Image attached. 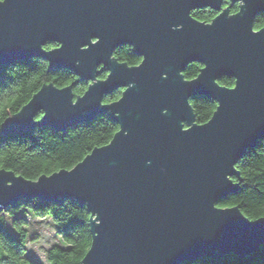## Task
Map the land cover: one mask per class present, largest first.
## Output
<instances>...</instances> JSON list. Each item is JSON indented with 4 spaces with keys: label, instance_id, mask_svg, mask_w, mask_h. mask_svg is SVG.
<instances>
[{
    "label": "water",
    "instance_id": "obj_1",
    "mask_svg": "<svg viewBox=\"0 0 264 264\" xmlns=\"http://www.w3.org/2000/svg\"><path fill=\"white\" fill-rule=\"evenodd\" d=\"M231 2L235 13L222 0H3L0 65L37 57L90 81L76 98L72 85L43 84L4 132H62L104 113L118 130L70 169L36 180L0 169V207L21 197L84 205L91 244L80 264H181L264 245V217L217 205L238 192L236 164L264 137V27L254 28L264 0ZM203 7L217 11L209 22L191 15ZM123 45L138 64L113 56ZM192 62L201 67L186 79ZM195 96L216 102L202 124Z\"/></svg>",
    "mask_w": 264,
    "mask_h": 264
},
{
    "label": "trees",
    "instance_id": "obj_2",
    "mask_svg": "<svg viewBox=\"0 0 264 264\" xmlns=\"http://www.w3.org/2000/svg\"><path fill=\"white\" fill-rule=\"evenodd\" d=\"M236 10L237 4L230 7V12ZM216 13L210 7L191 11L195 19L203 22L211 21ZM262 27L263 12L258 13L254 20L255 29ZM55 45L48 42L44 47ZM113 56L128 65H136L141 60L129 45L117 47ZM200 67L197 62L190 63L183 71L184 78L195 77ZM106 74V70H101L97 78H104ZM49 83L57 87L72 85V94L76 98L86 90L90 81L67 69H48V63L37 57L0 65V169L11 170L29 180L61 168H72L94 147L107 144L118 130V124L104 113L62 132L43 126L20 134L4 132L3 121L27 103L43 84ZM218 83L230 87L234 80L222 76ZM121 90L104 96L103 102L119 98ZM189 101L199 124L208 121L216 107L214 100L203 96L191 97ZM41 115L38 112L35 119ZM236 168L239 176L234 181L239 183L238 192L217 205H237L250 219L264 217V137L245 152ZM28 216L47 218L54 226L58 240L45 251V262L27 254L30 240ZM89 216L87 208L75 199L42 201L36 197H21L13 204L0 207V264H80L91 244ZM181 264H264V245L245 256L228 253L220 259L201 257Z\"/></svg>",
    "mask_w": 264,
    "mask_h": 264
},
{
    "label": "rangeland",
    "instance_id": "obj_3",
    "mask_svg": "<svg viewBox=\"0 0 264 264\" xmlns=\"http://www.w3.org/2000/svg\"><path fill=\"white\" fill-rule=\"evenodd\" d=\"M28 218L30 220L28 227L30 240L27 243V254L45 262V251L58 240L54 226L47 218L40 219L31 216Z\"/></svg>",
    "mask_w": 264,
    "mask_h": 264
},
{
    "label": "flooded vegetation",
    "instance_id": "obj_4",
    "mask_svg": "<svg viewBox=\"0 0 264 264\" xmlns=\"http://www.w3.org/2000/svg\"><path fill=\"white\" fill-rule=\"evenodd\" d=\"M234 4H237V10H238V2H231V0H222V8H224V7H228L229 8V12H230V7L232 6V5H234ZM236 10V11H237ZM235 11V12H236ZM235 12H230V13H235ZM107 72V71H106ZM107 75V74H106ZM122 91V90H121Z\"/></svg>",
    "mask_w": 264,
    "mask_h": 264
},
{
    "label": "snow or ice",
    "instance_id": "obj_5",
    "mask_svg": "<svg viewBox=\"0 0 264 264\" xmlns=\"http://www.w3.org/2000/svg\"><path fill=\"white\" fill-rule=\"evenodd\" d=\"M3 2V0H0V3H2Z\"/></svg>",
    "mask_w": 264,
    "mask_h": 264
}]
</instances>
